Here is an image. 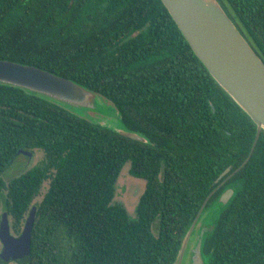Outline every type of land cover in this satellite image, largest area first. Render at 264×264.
<instances>
[{
    "label": "trees",
    "instance_id": "trees-1",
    "mask_svg": "<svg viewBox=\"0 0 264 264\" xmlns=\"http://www.w3.org/2000/svg\"><path fill=\"white\" fill-rule=\"evenodd\" d=\"M218 1L264 61V0ZM0 58L102 93L124 126L147 138L0 84V214L18 234L35 206L30 254L6 264H173L216 178L250 153L256 125L213 79L162 1L0 0ZM35 148L44 151L41 165L4 180L15 157ZM126 161L146 181L134 218L113 202ZM227 186L235 195L204 240L208 264H264V130L207 204Z\"/></svg>",
    "mask_w": 264,
    "mask_h": 264
},
{
    "label": "water",
    "instance_id": "water-1",
    "mask_svg": "<svg viewBox=\"0 0 264 264\" xmlns=\"http://www.w3.org/2000/svg\"><path fill=\"white\" fill-rule=\"evenodd\" d=\"M191 49L213 79L241 107L256 125L255 138L245 160L229 173L227 167L215 180L217 186L206 196L185 231L173 264H208L203 251L206 236L214 229L221 211L235 195L225 187L215 200L211 194L248 161L264 130V61L244 37L218 0H161ZM0 84L22 89L56 104L89 122L99 124L126 137L147 141L127 129L115 103L83 84L39 66L0 58ZM31 157L32 152L22 150ZM35 206L17 235L10 231L7 214L0 219V264L28 258Z\"/></svg>",
    "mask_w": 264,
    "mask_h": 264
},
{
    "label": "rangeland",
    "instance_id": "rangeland-1",
    "mask_svg": "<svg viewBox=\"0 0 264 264\" xmlns=\"http://www.w3.org/2000/svg\"><path fill=\"white\" fill-rule=\"evenodd\" d=\"M43 157H44V151L41 148H35L29 159L27 155L20 153L19 155L15 157V159L10 164V166L6 168V170L2 174L3 179L7 181L27 168H32V167L41 165L43 161ZM48 182L49 180H45L42 183L40 191L38 195L33 199L32 203H37L41 200L43 193L47 189ZM234 184L237 186H240L241 181H236ZM145 186H146L145 179L131 174L130 173V162L126 161L122 165L120 172L114 183L113 202L121 204L125 208L128 216L130 218H134L136 216V206L138 204L141 194L145 190ZM1 217H2V214H0V218ZM7 218L9 220V223H11L12 218L10 216H7ZM23 223H24V220L19 225L20 229L22 228ZM151 231L153 234L155 235L157 234L158 232L157 224L155 223L152 224ZM12 234L17 235L14 232H12ZM0 247H1V244H0ZM10 263H15V262L11 261Z\"/></svg>",
    "mask_w": 264,
    "mask_h": 264
}]
</instances>
